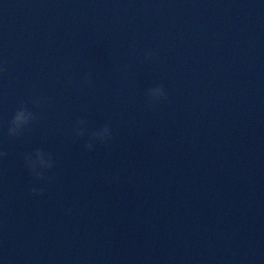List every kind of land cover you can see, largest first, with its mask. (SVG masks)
Wrapping results in <instances>:
<instances>
[{
  "label": "water",
  "instance_id": "1",
  "mask_svg": "<svg viewBox=\"0 0 264 264\" xmlns=\"http://www.w3.org/2000/svg\"><path fill=\"white\" fill-rule=\"evenodd\" d=\"M0 67V264H264V0H0Z\"/></svg>",
  "mask_w": 264,
  "mask_h": 264
},
{
  "label": "clouds",
  "instance_id": "2",
  "mask_svg": "<svg viewBox=\"0 0 264 264\" xmlns=\"http://www.w3.org/2000/svg\"><path fill=\"white\" fill-rule=\"evenodd\" d=\"M148 58H152L155 53H148ZM5 69L0 67V71H4ZM89 84L92 83L91 75H87L85 77ZM147 104L151 107L154 103L160 102L163 103L168 99V94L164 89L163 85H158L156 87L149 88L147 90ZM34 103L39 106L40 100L37 99ZM37 119V116L28 109L26 104H21L20 107L17 108L12 120L11 126L9 127L8 134L12 137L21 135L24 130ZM77 125L79 126L76 130L77 137H83L86 133V121L79 120L77 121ZM111 138V129L108 125L103 126L101 129H98L91 133V140H98L101 143H106ZM94 147L91 141L85 143V148L88 150H92ZM7 156L6 152H0V157ZM25 164L31 174L35 177L36 181H42L45 177V171L54 167L55 162L51 158V156L45 153L41 149H37L35 151L34 156L32 154L25 155ZM33 194L42 195L43 189H38L33 187L31 189Z\"/></svg>",
  "mask_w": 264,
  "mask_h": 264
}]
</instances>
